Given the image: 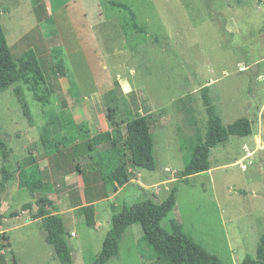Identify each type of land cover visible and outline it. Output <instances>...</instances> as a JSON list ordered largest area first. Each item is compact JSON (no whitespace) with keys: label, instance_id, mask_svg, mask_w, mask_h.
Listing matches in <instances>:
<instances>
[{"label":"rangeland","instance_id":"374dc122","mask_svg":"<svg viewBox=\"0 0 264 264\" xmlns=\"http://www.w3.org/2000/svg\"><path fill=\"white\" fill-rule=\"evenodd\" d=\"M108 1L0 0V23L13 59L33 51L50 92L48 106L34 102L21 84L0 92V137L11 150L10 160L21 167L32 160L42 169L58 164L64 173L85 165L94 154L93 138L111 130L104 95L118 86L117 98L122 93L128 108L148 121L155 169L129 168L138 182L123 189L115 209L109 201L96 204L97 220L109 221L124 204H160L176 187L175 204L161 227L194 241L223 264H241L264 235V0H114L131 7L144 33L131 30ZM54 49L70 77L55 72ZM205 86L223 125L246 118L252 133L212 149L210 169L183 183L189 144L205 132L200 100ZM52 114L81 126L65 158H47L39 145ZM119 153L125 161L126 152ZM58 174L47 189L56 192L48 208L55 209L58 195L64 211L66 199L75 206L81 191L64 187ZM33 202L16 180L9 182L0 206V264H59L39 222L21 211ZM12 212L19 216L10 218ZM62 219L72 264L96 262L109 227L87 228L75 212ZM141 237L140 227L130 226L119 254L107 264H160L141 258Z\"/></svg>","mask_w":264,"mask_h":264},{"label":"trees","instance_id":"16d2710c","mask_svg":"<svg viewBox=\"0 0 264 264\" xmlns=\"http://www.w3.org/2000/svg\"><path fill=\"white\" fill-rule=\"evenodd\" d=\"M34 2L37 3L38 0ZM108 4L124 14L131 30L144 33V29L136 21L135 12L129 5L114 0H109ZM157 41L158 39H155V42ZM51 57L56 63L55 72L60 77H70L71 71L61 56L60 50L54 49ZM16 84L25 86L37 104L50 105V92L46 85L41 62L31 50L14 60L0 23V92ZM117 92H121L118 86L104 95L106 119L110 123L111 130L96 135L93 138L94 154L90 156L85 165L76 164L72 169L82 177L90 171L93 172L101 185L98 198L102 199L108 198L118 188L128 184L132 178L129 168L145 171L155 169L154 141L148 121L128 108V103L122 93L117 98ZM200 100L206 117L205 132L203 137L197 136L194 143L189 144L188 156L185 157L180 173L183 183H187L189 177L210 169L209 157L212 149L225 144L230 137L245 138L252 133L251 122L246 118H240L227 126L223 125L208 87L200 89ZM77 128L78 131L81 130V126L75 125L70 119L64 121L55 114L50 115L39 137L43 155L45 157L61 156V150L68 151L78 140L75 134L80 133H74ZM185 147L186 145L183 144L182 150H185ZM119 151L126 152L125 161L121 160ZM10 155L11 150L0 137V206L9 182L16 180L17 188L27 191L34 200L35 211L33 213L32 203L23 205L21 211L28 212L31 220L39 221L44 232V241L51 247L57 262L72 264L71 250L67 243L68 234L64 229L63 219L59 214H51L46 209V194L43 191L49 192L47 190L50 184L48 170L43 169L39 179L31 180L25 168L34 161L31 160L26 166L21 167L15 161L10 160ZM85 181H87L86 177ZM176 192L177 188L173 187L166 200L160 204H155L151 200H143L133 205L124 204L117 214L110 217L108 232L102 241L97 260L93 264H107L110 259L116 257L119 254V244L124 232L133 225L141 229L142 237L139 247L141 258L145 261L160 264H223L216 256L206 252L194 241L161 227L163 218L175 204ZM77 207L75 213L83 217L85 227L93 228L95 226L93 206L79 204ZM18 216L17 212L9 214L10 218ZM1 220L0 215V226ZM0 262H3L2 257H0ZM241 264H264V235L259 238L254 255H246Z\"/></svg>","mask_w":264,"mask_h":264},{"label":"crops","instance_id":"0c3cea01","mask_svg":"<svg viewBox=\"0 0 264 264\" xmlns=\"http://www.w3.org/2000/svg\"><path fill=\"white\" fill-rule=\"evenodd\" d=\"M72 147H70L69 149H71ZM61 156L58 155L59 158H65L64 156H66L65 151L61 150ZM56 156V155H54ZM53 157V156H50ZM47 157V158H50ZM42 164L38 163V162H33V164H31L30 166H27L25 168V172L27 174V176L31 179V180H37L40 177V172L43 169H47L49 174H50V184L49 187L51 186V188H53V177L55 176V179L58 181V179L56 178L57 174L59 177H61L62 179H60V183L64 186V187H68V186H74L75 187V191L80 192V194L78 193V200L75 201L76 205L72 206L70 205L69 201L66 199L65 202H68V209L64 210V211H60V207L59 205L61 204V200L63 199L62 196L57 195L56 200L58 202V204H54L55 209L54 210H50L48 208V206H50V202L53 203L52 201V196L55 195L56 196V192L52 189L51 192H45L43 191V193L46 194V209L51 213V214H59L61 217H63L64 214L66 213H70L72 214L73 212H75V210L78 208L77 205H81V206H86L88 204L93 206V209L95 207L96 204L100 203V202H107L109 201L110 204V209H115L116 208V203L114 201H116V199L118 198V196L120 195V193L123 191V189L130 183L133 182H138L137 179H133L131 178L130 181L128 182V184L122 188H118L117 191L109 196L108 198L102 199V198H98V192L100 190V183L98 182V178L96 177V175L93 172H88V174L85 176L87 181H85V177H82L81 175L77 174L76 172H74V170L70 169L67 170V172H63L64 169L58 165L55 164V166L53 168H46L44 167L42 169ZM52 170V171H51ZM63 172V174H62ZM53 174V175H52ZM136 176H139V174H137ZM139 185V184H138ZM141 188H144L143 186H140ZM20 190V189H19ZM87 191V193H85ZM64 200V199H63ZM67 204V203H66ZM94 219H95V226L91 229L94 230H98L100 227V224H104V227H109V221H101V220H97L96 218V212L94 209ZM36 222H39L38 220H34ZM33 221V222H34ZM2 225V224H1ZM1 227V226H0ZM74 236V233H71L70 236Z\"/></svg>","mask_w":264,"mask_h":264},{"label":"built area","instance_id":"2783aa9c","mask_svg":"<svg viewBox=\"0 0 264 264\" xmlns=\"http://www.w3.org/2000/svg\"><path fill=\"white\" fill-rule=\"evenodd\" d=\"M73 236V235H72Z\"/></svg>","mask_w":264,"mask_h":264}]
</instances>
